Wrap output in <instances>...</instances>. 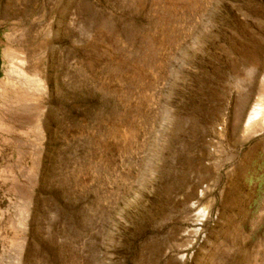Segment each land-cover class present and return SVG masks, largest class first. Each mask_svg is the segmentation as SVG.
Returning a JSON list of instances; mask_svg holds the SVG:
<instances>
[{
  "label": "rangeland",
  "instance_id": "obj_1",
  "mask_svg": "<svg viewBox=\"0 0 264 264\" xmlns=\"http://www.w3.org/2000/svg\"><path fill=\"white\" fill-rule=\"evenodd\" d=\"M0 264H264V0H0Z\"/></svg>",
  "mask_w": 264,
  "mask_h": 264
}]
</instances>
